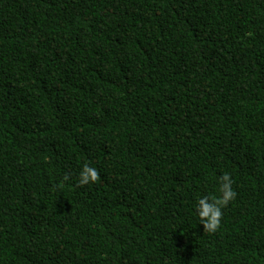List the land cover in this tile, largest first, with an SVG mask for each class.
<instances>
[{"label":"trees","instance_id":"trees-1","mask_svg":"<svg viewBox=\"0 0 264 264\" xmlns=\"http://www.w3.org/2000/svg\"><path fill=\"white\" fill-rule=\"evenodd\" d=\"M0 264H264V0H0Z\"/></svg>","mask_w":264,"mask_h":264},{"label":"clouds","instance_id":"clouds-1","mask_svg":"<svg viewBox=\"0 0 264 264\" xmlns=\"http://www.w3.org/2000/svg\"><path fill=\"white\" fill-rule=\"evenodd\" d=\"M99 178L95 167L84 164L79 173L78 183L85 185L95 183ZM221 183L218 188L219 196L213 198L207 195L201 196L195 204L196 215L207 232H215L220 224L222 208L235 198V191L232 188V179L228 173L220 177Z\"/></svg>","mask_w":264,"mask_h":264}]
</instances>
